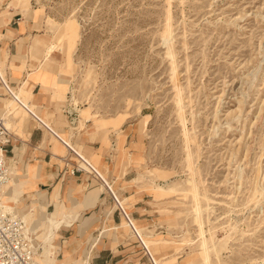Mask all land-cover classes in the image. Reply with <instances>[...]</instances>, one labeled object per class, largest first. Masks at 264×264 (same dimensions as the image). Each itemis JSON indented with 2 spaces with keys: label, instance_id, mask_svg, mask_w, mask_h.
<instances>
[{
  "label": "rangeland",
  "instance_id": "374dc122",
  "mask_svg": "<svg viewBox=\"0 0 264 264\" xmlns=\"http://www.w3.org/2000/svg\"><path fill=\"white\" fill-rule=\"evenodd\" d=\"M12 9L33 13L81 119L130 135L115 157L138 173L123 206L146 242L127 217L116 231L141 264H264V0H0Z\"/></svg>",
  "mask_w": 264,
  "mask_h": 264
},
{
  "label": "crops",
  "instance_id": "0c3cea01",
  "mask_svg": "<svg viewBox=\"0 0 264 264\" xmlns=\"http://www.w3.org/2000/svg\"><path fill=\"white\" fill-rule=\"evenodd\" d=\"M5 12H0V66L19 97L52 131L28 113L25 117L23 109L12 108L15 103L0 91V113L15 109L7 118L13 138L6 152L11 180L4 202L37 230L44 264H141L145 255L138 248L139 241L116 231L126 227L123 203L130 204L141 192L131 184L138 177L136 169L126 168L122 154L115 157L119 136L125 147L130 135L123 134L122 126L116 129L108 123L101 127L93 119L82 120L80 109L68 96L70 78L44 67L56 57L46 62L51 59L43 55L44 49L53 45L33 40V13ZM30 33L32 39L26 41ZM68 145L100 176L90 171L71 173L70 166L79 160ZM133 206V214L146 211L145 196ZM133 214V219L140 221ZM125 223L135 228L133 220ZM52 252L55 257L48 256Z\"/></svg>",
  "mask_w": 264,
  "mask_h": 264
},
{
  "label": "built area",
  "instance_id": "2783aa9c",
  "mask_svg": "<svg viewBox=\"0 0 264 264\" xmlns=\"http://www.w3.org/2000/svg\"><path fill=\"white\" fill-rule=\"evenodd\" d=\"M1 90L5 97L11 102H14L17 107L23 109L41 126L52 131L42 119L32 111L30 106L19 97L18 93L11 87L7 75L0 66V91ZM12 114L13 111H8L6 115L0 113V264H41L38 260V253L41 252L42 247L37 240V230H35L32 225H29L24 217H21L17 213L15 207H11L4 202L6 187L11 180V171L6 161V152L13 138V133L7 125V118ZM68 147L79 160L78 163L70 166L71 173L75 174L80 171H90L91 173H95V175H99L88 160L69 145ZM64 161L66 162V166L69 167V160L65 158ZM111 193L113 194L112 191ZM113 196L117 201V197L114 194ZM121 209L123 210L122 207ZM123 212L128 218L124 210ZM128 220L131 223L129 218ZM139 238L142 241L141 237ZM146 252L151 264H154L153 256L148 250Z\"/></svg>",
  "mask_w": 264,
  "mask_h": 264
},
{
  "label": "bare ground",
  "instance_id": "6f19581e",
  "mask_svg": "<svg viewBox=\"0 0 264 264\" xmlns=\"http://www.w3.org/2000/svg\"><path fill=\"white\" fill-rule=\"evenodd\" d=\"M47 53H49V51H47ZM15 109H19V107H17L16 106V108ZM14 109V110H15ZM21 109V108H20ZM14 110H12V111H14ZM192 186V185H191ZM188 192V191H187ZM132 229H133V231H134V233L136 234V236H137V238L138 239H140L139 237H141V239L143 238L137 231H136V229L134 228V227H132ZM145 243V242H144ZM147 246V245H146ZM53 255H54V253L52 252V253H49L48 254V256L49 257H53ZM40 258H41V261H40ZM38 260H39V262L41 263V264H44L43 263V257H41V255H40V253H38ZM57 262V261H56ZM154 264H155V262H154Z\"/></svg>",
  "mask_w": 264,
  "mask_h": 264
}]
</instances>
